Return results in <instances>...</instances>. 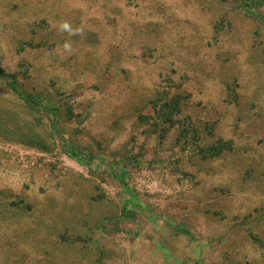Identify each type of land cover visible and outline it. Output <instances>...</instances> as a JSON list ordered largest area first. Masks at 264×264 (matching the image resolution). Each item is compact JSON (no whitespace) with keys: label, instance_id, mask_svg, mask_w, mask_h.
<instances>
[{"label":"rangeland","instance_id":"374dc122","mask_svg":"<svg viewBox=\"0 0 264 264\" xmlns=\"http://www.w3.org/2000/svg\"><path fill=\"white\" fill-rule=\"evenodd\" d=\"M0 264H264V0H0Z\"/></svg>","mask_w":264,"mask_h":264},{"label":"trees","instance_id":"16d2710c","mask_svg":"<svg viewBox=\"0 0 264 264\" xmlns=\"http://www.w3.org/2000/svg\"><path fill=\"white\" fill-rule=\"evenodd\" d=\"M69 153H70L72 158L77 159L79 161L88 162L91 160L90 156H86V154H84V152L77 151L73 147H69Z\"/></svg>","mask_w":264,"mask_h":264},{"label":"clouds","instance_id":"9594fccd","mask_svg":"<svg viewBox=\"0 0 264 264\" xmlns=\"http://www.w3.org/2000/svg\"><path fill=\"white\" fill-rule=\"evenodd\" d=\"M62 29H64V30H70L68 24H63L62 25ZM66 47H67V45H66Z\"/></svg>","mask_w":264,"mask_h":264}]
</instances>
